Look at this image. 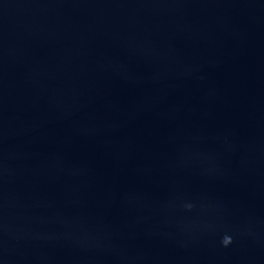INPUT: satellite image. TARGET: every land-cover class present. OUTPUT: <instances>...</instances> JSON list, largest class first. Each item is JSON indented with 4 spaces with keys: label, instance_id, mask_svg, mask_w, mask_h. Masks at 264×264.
I'll return each instance as SVG.
<instances>
[{
    "label": "water",
    "instance_id": "1",
    "mask_svg": "<svg viewBox=\"0 0 264 264\" xmlns=\"http://www.w3.org/2000/svg\"><path fill=\"white\" fill-rule=\"evenodd\" d=\"M0 264H264V0H0Z\"/></svg>",
    "mask_w": 264,
    "mask_h": 264
},
{
    "label": "clouds",
    "instance_id": "2",
    "mask_svg": "<svg viewBox=\"0 0 264 264\" xmlns=\"http://www.w3.org/2000/svg\"><path fill=\"white\" fill-rule=\"evenodd\" d=\"M230 242H231V239H230L229 237H225L223 243H224L225 245H227V244H229Z\"/></svg>",
    "mask_w": 264,
    "mask_h": 264
}]
</instances>
